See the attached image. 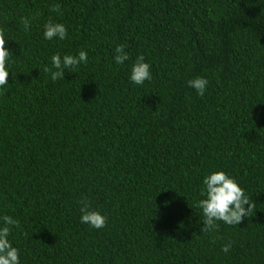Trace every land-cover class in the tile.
<instances>
[{
	"label": "trees",
	"instance_id": "trees-1",
	"mask_svg": "<svg viewBox=\"0 0 264 264\" xmlns=\"http://www.w3.org/2000/svg\"><path fill=\"white\" fill-rule=\"evenodd\" d=\"M49 18L69 39L43 38ZM0 29L15 55L0 90V217L20 221L21 264H264V0H0ZM81 50L88 63L52 80L50 57ZM141 55L152 80L135 86ZM201 76L204 97L187 86ZM221 170L254 211L202 233L203 179ZM82 199L107 227L80 222Z\"/></svg>",
	"mask_w": 264,
	"mask_h": 264
},
{
	"label": "clouds",
	"instance_id": "clouds-1",
	"mask_svg": "<svg viewBox=\"0 0 264 264\" xmlns=\"http://www.w3.org/2000/svg\"><path fill=\"white\" fill-rule=\"evenodd\" d=\"M50 11L62 16L60 5H54ZM36 19L22 18L21 22L25 30H30L32 21ZM43 38L46 41H65L69 39L68 28L65 24L56 22L52 18L43 26ZM7 39L5 31L0 29V90L9 84L11 66L14 54L6 47ZM125 45L116 47L114 62L116 65L124 66L130 60V55L125 51ZM50 63L55 71L51 72L52 80L65 79L66 73H76L81 65L88 63L87 51L81 50L77 55L64 54L59 52L50 57ZM151 64L145 62L143 55L139 56L131 65L130 83L135 86H144L152 80ZM209 81L204 77H196L187 81V86L196 91L200 97H204L208 90ZM202 199L198 200L197 208L203 213L202 233L210 234L215 232L221 223L226 226L240 225L254 211L253 202L246 194L245 189L239 182L223 170L207 174L203 179V186L200 191ZM80 222L88 225L90 229L100 230L107 227V217L100 211L93 210L90 201H80ZM20 227V221L12 216L0 217V264H21V253L10 240L13 229ZM232 250V243L227 242L221 251L228 254Z\"/></svg>",
	"mask_w": 264,
	"mask_h": 264
}]
</instances>
